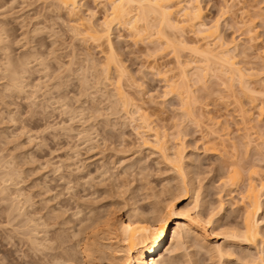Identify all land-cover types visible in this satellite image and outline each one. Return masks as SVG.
Returning a JSON list of instances; mask_svg holds the SVG:
<instances>
[{"label":"snow or ice","instance_id":"obj_1","mask_svg":"<svg viewBox=\"0 0 264 264\" xmlns=\"http://www.w3.org/2000/svg\"><path fill=\"white\" fill-rule=\"evenodd\" d=\"M12 7L0 9L4 14L0 18V64L6 69L0 81V124L15 125L7 142L15 141L18 147L21 137L32 138L40 133L44 134L43 139L49 135L58 137L60 131L68 132L69 125L78 122L91 126L89 139L92 149L98 150L96 141L106 146L109 135L107 129L100 131L104 119L111 121L113 115L131 114L134 146L138 140L139 146L155 149L171 175L166 181L157 179L165 174L159 164L155 169L150 164L147 168L121 165L114 186L119 200L115 195L104 197L118 203L119 208L109 209L98 222L88 220L87 231L81 224L79 234L75 229L69 233L63 227L66 221L59 219L62 213L55 206L44 213L51 226L47 233L35 232L31 221L22 215L14 218L7 208L3 209L7 212V222H0V240L13 247V251L10 255L4 253L8 258H0V264H264V243H261L264 241V187L260 191L259 206L249 207L243 232L237 229L216 232V211L208 215L200 207L195 170L189 173L186 165L185 141L191 132L198 133L203 151L215 152L217 160L232 156L230 172L233 175L239 177L244 161L232 155L238 150L233 128L225 126L228 133L225 135L220 131L221 122L203 114L205 103L210 105L213 96L223 103V96L212 88L209 73L194 75L195 66L184 62L188 53L201 55L198 48L184 40L189 27L199 26L202 35L220 46V62L231 77V84L222 82V87L228 103L237 108L240 121L237 126L248 130V161L253 158L251 133L256 132L261 137L257 160L264 166V42L257 45L261 48L259 54L246 42L241 43L245 33L255 37L259 32L264 37V0L254 8L252 14L256 18L252 24L233 22L241 17L251 18L245 4H222L220 0H191L178 5L172 0H108L106 3L96 0L95 5L91 0H48L42 5L46 15L34 16L31 24L25 22V30L7 19ZM177 16L182 23H174ZM117 27L126 32L129 51L141 61L139 71L125 63L126 57L121 54L123 45L117 48ZM222 32L236 35H231L232 42L228 43ZM124 39L121 35L120 40ZM163 57L171 58L169 63L174 71L160 77L161 88H149V73L155 76L157 69L142 61H159ZM254 79L260 82L259 89L253 86ZM105 80L112 83L115 92L101 99L96 88ZM137 80L140 81L136 85L139 101L124 86ZM205 95L208 100L202 103ZM144 97L148 103L143 102ZM256 109H259V119L253 114ZM54 112L67 123L57 120L53 127L50 118L55 120ZM26 125L37 127L40 132L34 134ZM112 134L115 135L114 130ZM236 136L243 138V133ZM219 141L225 142L224 148L214 143ZM229 141L233 145L230 149L226 147ZM250 174L255 175L256 169L252 168ZM161 183L166 189L162 193L157 187ZM65 187L67 195L73 196V184L66 182ZM144 192L152 197L147 218L134 229L131 225L122 229V246L109 245L105 237L113 230V216L121 209L135 208ZM0 195L7 196V193ZM178 218L185 223L176 225L173 231ZM192 225L201 229L197 250L210 259L196 258L195 252L187 255L191 251V238L186 239L185 234L190 233ZM166 236H170V243L158 251ZM207 236L227 242L255 243L256 248L243 251L221 242L210 246ZM12 241L16 242L14 246ZM233 249L238 255H233ZM226 255L232 258L225 260Z\"/></svg>","mask_w":264,"mask_h":264},{"label":"rangeland","instance_id":"obj_2","mask_svg":"<svg viewBox=\"0 0 264 264\" xmlns=\"http://www.w3.org/2000/svg\"><path fill=\"white\" fill-rule=\"evenodd\" d=\"M100 1L101 3H106L103 0ZM47 2L48 0H0V9H9L10 5H13L8 12L7 19L26 30L27 24L33 22L34 16L46 15L42 5ZM261 2L262 0H220V3L222 4L236 3L245 4L247 7L249 6L248 9L252 19L248 17L234 19L233 22L236 24L240 22V24H242L245 20H247L246 22L251 21V23L248 24H252L253 20L256 18L252 12ZM91 3L95 5L96 1L91 0ZM0 18H4L3 13H0ZM177 18L179 19V16H177ZM25 22H27V24ZM231 26L232 25L230 24L229 27ZM239 31L240 29L238 28L237 32ZM116 33V46L117 48H120V45H123L121 54L126 57L125 63H130L131 67L135 68L136 71H139V64L141 61H138L134 54L129 51V41L127 40L126 32L121 31V29L117 27ZM121 35L125 36L123 41L120 40ZM231 35H236V33H232ZM231 35L227 32L221 33L224 40L229 43L232 42ZM243 35L244 41L241 43L243 44L246 42L247 46L255 48L257 54H259L261 48L257 47V45L264 42V37H261L259 32H256L254 37L255 43H253L248 42L249 35L246 33ZM194 38L195 36L194 34L192 36L191 32L184 34V40L188 41L189 45L191 44L190 42L193 44V40H195ZM237 39H239L238 36ZM141 55L143 54L141 53ZM170 59V57H163L159 61L154 59L151 62L142 61V63L147 64L149 67H155L158 69V73L160 70L162 71V74L164 73V70L165 72L168 70L167 72L171 73L174 69L172 64L169 63ZM199 60V56L196 57V55L194 56V54L188 53V58H186L184 62H187V64L191 63L193 66L195 65L196 69H198V66L201 65ZM5 71L6 69L0 64V81L3 80V74ZM158 73L155 76L149 73L147 87L159 89L163 86L159 82L161 76H158ZM208 73L212 88L215 92H219L221 96H223V103H221L217 97L213 96L210 105L206 103L204 104L203 114L206 117H211L212 121H218L219 119V122L222 124L220 131L224 132L225 135L228 134L225 126L233 128V135L236 137L238 150L232 155L236 156L239 161H244V166H242L243 170L239 177L233 175L230 172L232 167V156L221 157L220 160H217L216 153L211 152L214 153L211 154L210 152H204L202 146H200L199 139L197 138L198 133L195 130L191 132L188 139L185 141L188 149L186 153V165L189 173L195 170L196 185L197 191L200 194L201 209L206 211L208 215H211L213 210L216 211L214 228L216 232H221L225 229L240 228L243 224L242 215L247 204L246 198L245 202H243L244 197L247 196V190H244L247 186L245 184L249 182V178L258 180L261 177L260 179L264 181V174L261 173L264 166H262L257 160V157L260 155L259 145L261 137L255 132H252L253 134L251 133L253 137L257 136L254 137L251 142L253 158L251 162L248 161V145L245 146V142L248 138V130L245 129V132L244 129L242 130V128L237 126V124L240 123L236 115L237 108L228 103V97L225 94V89L222 87V82H228L231 84L229 80H226L227 75L225 77L224 74H217V72L213 70H210ZM212 73H215L214 78ZM193 74L198 75L199 69L198 72L196 71V73ZM106 81L107 80H105V83H100L99 87L96 88L97 94L101 99L106 97L110 92H115L112 83ZM139 83L140 81L137 80L124 85L129 91V94L138 101L140 100V97L139 89H137L136 85ZM253 86L257 89L258 87H261V84L258 80L254 79ZM207 100L208 96L205 95L202 103ZM143 102L148 103V98L144 97ZM245 106L246 109H251L249 105ZM258 111L259 109H256L254 115L258 116ZM53 115L55 120L50 118V123L53 127L57 120L61 124L67 123L59 113L54 112ZM130 121L131 114H122L119 116L113 115L111 121L104 119L100 125V131L103 133V131L107 129L109 130V135L107 137L106 146L105 143H101L100 140L96 141V148L98 150L92 149V143L89 139L92 136V128L88 124H80L78 122L75 125L70 124V131H60L58 137L56 135H49L47 139H43V133H40L39 136L34 135L32 138H28L27 136L21 137L18 147H16L17 142L15 141L12 143L7 142L12 135L11 128L15 127V125L0 124V193H3L2 188H8L4 191L7 193V196L0 195V222H7V212L3 211V209L7 208L8 212L13 213L14 218L16 215H21L19 214L20 212H22V216L24 213L23 218H26L25 220H27V218L30 220L33 217V221H36V223L33 222V224H41L37 230L38 232L40 231L43 233V231L46 230L45 227L42 226L45 222L44 213L47 209L55 206L56 210L61 211L63 214H61L62 216L59 218L62 219L61 221L66 219V217L70 220L69 223H67L69 226L66 224L65 226L63 225V227H65L69 233L72 232L69 230L75 229V233L77 234V231L81 230V224H79V222L82 223L85 220L83 225H85L84 230L87 231L88 219L98 222L104 218L109 209L114 207L119 208L118 203L111 199H105L104 197L106 195H115L117 201L119 200V195L115 192L114 186L119 179L117 173L120 171L121 165H130L133 168H139L141 165H144L145 168H147L150 164L153 169H155L156 165L159 164L165 174L157 177V179H160L161 181L168 180L171 175L170 169H168V166L163 163L158 155L155 154V150L152 148L150 149L147 146H139L138 140L134 146L133 139L135 133L133 131L132 121ZM125 125L127 126L125 127ZM25 127H29V130L34 134L40 132V129L37 127H31L30 125H26ZM5 128L8 129L7 132L4 131ZM112 130H114L115 135L112 134ZM238 133H243L245 139L236 136ZM124 137H127V139H124ZM103 139L104 137L102 135L101 140ZM113 142L116 144L115 149L113 148ZM121 144L123 147L120 146ZM216 144L218 147H225V142L223 141H219ZM239 145H243V147L241 148ZM226 147L230 149L233 145L229 141ZM53 153H55V155H53ZM150 155L151 159H149ZM252 168L256 169L257 175L255 174L254 176L250 174ZM120 175H123V173H120ZM2 179L5 181L7 180V183L2 182ZM66 182H71L75 188V192L71 197L67 195L65 187ZM190 182L191 179L189 180V183ZM226 184H228V187ZM157 187L161 193L166 191L164 183H161ZM227 189H229V191ZM19 192H21L19 201H22L23 203L22 206H19L22 207L24 212L23 210H19L20 212L18 213V209L16 210L18 207H16V205L20 203H18L19 201L16 203V200L18 199L15 197L20 195ZM241 192H243L244 196ZM25 198L28 200V204L24 203L27 201ZM221 201L224 204L220 203ZM151 205L152 197L149 196L147 192H144L143 199L136 202V207L134 209L138 212L141 211V214L144 213L146 215L148 211H151ZM77 209L82 211L79 215H74L76 214ZM126 211L127 208L118 211L113 216V220L125 216ZM25 213L27 215H25ZM64 215L66 217H63ZM45 220L48 219L45 218ZM41 227L44 230H42ZM47 229L49 230V228ZM237 230L240 231V229ZM190 237L191 239L189 243L191 245V251H189L187 255L189 254V256H191L192 253L195 252L196 258L210 259V257H207L206 253H201L197 250L196 245L200 240H196L193 235ZM105 238L109 244L108 236ZM207 240L210 246L215 245L218 242H224L214 236H207ZM261 242L264 243V241ZM11 243L14 246L16 242L12 241ZM227 243H230L231 245L235 244V248H239L243 251L255 249L247 247L240 241H238V243H236V241H230ZM12 251L13 247H9L7 242L0 240V258L7 259L8 257L5 256L4 253L10 255ZM233 254L238 255V253L235 252V249H233ZM229 259L226 258L225 260Z\"/></svg>","mask_w":264,"mask_h":264},{"label":"bare ground","instance_id":"obj_3","mask_svg":"<svg viewBox=\"0 0 264 264\" xmlns=\"http://www.w3.org/2000/svg\"><path fill=\"white\" fill-rule=\"evenodd\" d=\"M96 1V0H95ZM103 1H105V2H108V0H103ZM101 2V1H100ZM172 2L173 3H175V4H180V3H190L191 2V0H172ZM249 7V6H248ZM177 18V17H176ZM252 19V18H251ZM243 21V20H242ZM247 20H245V21H243V22H246ZM177 22H180V23H182L183 21H182V19H181V17L179 16V19L177 18L175 21H174V23H177ZM243 22H242V24H243ZM241 23V22H240ZM240 23H238V24H240ZM247 23H251V21L249 22H247ZM119 28V27H118ZM188 32H186V33H192V36H193V34H194V36H195V40H193V44H192V42H190L191 44H190V46L192 47V45H193V47H196V48H198L199 50H200V53H201V55H199V63L201 64L200 66H198V69H199V74L198 75H202L204 72H206V73H208L210 70L212 71H215V72H217V74L219 73V74H224V76L226 77V75H227V77H226V80H229V82H231V77L230 76H228V70H226V68H225V66L220 62V46L217 44V42L215 41V40H211L210 39V37H208L207 35H202L201 33H202V30H201V28L199 27V26H197L196 28H192V27H189L188 28V30H187ZM256 35V34H255ZM185 37H186V35H185ZM249 38V40H248V42H253V40H254V37H252V36H249L248 37ZM192 41V40H191ZM186 43H188V41H185ZM194 42H195V45H194ZM229 43V42H228ZM189 44V43H188ZM249 45V44H248ZM193 54V53H192ZM195 56V55H194ZM196 57H198V56H196ZM186 63V65H187V62H185ZM195 66V65H194ZM198 69H197V72H198ZM158 70V69H157ZM170 70V69H169ZM168 70H166V72H167ZM171 71V70H170ZM162 71L160 70V72L158 73V76L160 75V76H162L164 73H165V70H164V73L162 74L161 73ZM211 74V73H210ZM215 74V73H214ZM195 75V74H194ZM197 75V74H196ZM212 75H213V73H212ZM220 75V76H221ZM159 78V77H158ZM106 82H109L108 80L106 81ZM102 83V82H101ZM103 83H105V81H103ZM111 83V82H110ZM228 83V82H227ZM109 84V83H108ZM258 88H260V87H258ZM257 88V89H258ZM244 107H246L245 105H244ZM248 111H252V108L250 109H247ZM258 113H259V111H258ZM254 114V113H253ZM127 115H129V114H127ZM258 117V116H257ZM128 118V117H127ZM258 119H259V117H258ZM214 121V120H213ZM218 121H219V119H218ZM131 122V121H130ZM243 130V129H242ZM244 131H245V129H244ZM246 132V131H245ZM256 133V132H255ZM253 134V133H252ZM254 137H257V136H254ZM243 139H245V137H243ZM252 142V141H251ZM217 143V142H216ZM221 144H223V143H221ZM219 145V144H218ZM221 146V145H220ZM245 146H247V144H246V142H245ZM222 147V146H221ZM220 147V148H221ZM224 147V146H223ZM149 148V147H148ZM247 148V147H246ZM151 149V148H150ZM155 150V149H154ZM211 153V152H210ZM215 153V152H214ZM214 153H211V154H214ZM141 155V154H140ZM8 173V172H7ZM12 173V172H11ZM259 173V172H258ZM261 173H263L264 174V169L261 171ZM6 174V173H5ZM4 174V175H5ZM262 174V175H263ZM10 175V174H9ZM9 175H7V176H9ZM12 175V174H11ZM257 175V174H256ZM262 175H260V176H262ZM6 176V175H5ZM255 176V175H254ZM253 177V176H252ZM4 178V177H3ZM12 178V177H11ZM261 178V177H260ZM258 179V180H254V178L252 179H250L249 178V182H247V184H245V185H247L246 186V188L244 189L245 191L247 190V196L246 197H244V201L243 202H245V200L247 199V204H246V207H245V210H244V212H243V215H242V217H243V224L240 226V228H236V229H240V231L241 232H243L244 231V229L247 227V224H246V220L248 219V210H249V207H251L253 204H255L257 207L259 206V204H260V191H261V188L262 187H264V181L263 180H261V179ZM3 181L2 182H5V183H7V180H8V178H7V180L5 181L4 179H2ZM11 182H12V179H11ZM227 182V181H226ZM226 182H224V183H226ZM191 183V182H190ZM230 184H232V183H230ZM235 185V184H234ZM244 185V186H245ZM6 186V185H5ZM226 186L228 187V184H226ZM225 186V187H226ZM4 187V186H3ZM4 189V190H3ZM8 188H2V191H3V193H5L4 191H6ZM228 191H229V189H227ZM244 190H243V192H244ZM249 190H251V195H249ZM243 192H241V194L243 195ZM20 193V195H17V197H15V198H17L18 200H16V203H17V201H19V197L21 196V192H19ZM60 195V194H59ZM244 196V195H243ZM56 198V197H55ZM246 198V199H245ZM243 199V198H242ZM14 200V199H13ZM25 200H27L26 198H25ZM14 202H15V200H14ZM28 202V200L27 201H25L24 203H27ZM18 203H20V204H18V205H16V207H18V208H16V210L18 211V213L20 212L19 210H23L22 209V201H19ZM220 203H223L222 201L220 202ZM236 203V202H235ZM28 204V203H27ZM224 204V203H223ZM14 205V204H13ZM19 205H21V206H19ZM202 205V204H201ZM222 205V204H221ZM231 205H232V203H231ZM23 206H25V205H23ZM234 206V205H233ZM201 207V206H200ZM231 207V206H230ZM24 208V207H23ZM235 208V207H234ZM219 209V208H218ZM82 211V210H81ZM81 211H79L78 213L76 212V214H74V215H79L80 213H81ZM220 211V210H219ZM241 211H243V210H241ZM23 212H24V210H23ZM63 212V211H62ZM149 212V211H148ZM221 212V211H220ZM140 213V214H139ZM223 213V212H222ZM19 214H21L22 215V212H20ZM148 214V213H147ZM146 214V215H147ZM219 214V213H218ZM25 215H27L26 213H25ZM63 215V214H62ZM61 215V216H62ZM144 213L143 214H141V211L140 212H138V211H136V209H132L131 211H126V215L125 216H123V217H118V218H116V217H114V218H116V219H114V226H113V230H112V232H110V233H108V240H109V244L110 245H114V246H116V247H120V246H122L121 245V243H120V240H121V237L123 236V231H122V229L123 228H125L126 226H128V225H131L132 227H133V229L135 228V226L137 225V224H140L142 221H144L146 218H147V216H146ZM23 216H24V213H23ZM26 217V216H25ZM29 217V216H28ZM63 217H66L65 215L63 216ZM26 219V218H25ZM64 219V218H63ZM69 218H67L66 217V219H64L63 221H66V224L67 223H69V221L70 220H68ZM78 219V218H77ZM27 220H28V218H27ZM60 220H62V219H60ZM76 220V219H75ZM79 220V219H78ZM77 220V221H78ZM89 220V219H88ZM91 220V219H90ZM28 221H31L32 222V226H34L33 227V230L35 231V232H37V233H41L40 231L38 232V228L40 227V225H36V224H33V217H32V219H30V220H28ZM45 221V222H44ZM44 224H42V226L43 227H45V231H43V233H47V231H48V229L47 228H50L49 226H50V224H49V221L48 220H45V218H44ZM81 221V220H80ZM83 221V220H82ZM83 222H85V220L83 221ZM83 222L82 223H80L79 222V224H83ZM34 223H36V221L34 222ZM185 222L182 220V219H177L175 222H174V224H173V226H172V230L173 231H175V227H176V225H180V226H182L183 224H184ZM66 224H64V226L66 225ZM68 225V224H67ZM69 226V225H68ZM215 226V225H214ZM47 227V228H46ZM236 227H239V226H236ZM234 228V227H233ZM41 229H42V227H41ZM80 229V228H79ZM232 229V228H231ZM235 229V228H234ZM42 230H44V229H42ZM214 230H215V228H214ZM217 230V229H216ZM70 232L72 231V230H69ZM82 231V229L80 230V231H77V234H79L80 232ZM259 231V230H258ZM186 235V239L189 237V236H195V238H196V240L197 239H199L200 240V237H201V229H199L198 227H196L195 225H192L191 226V231H190V233H186L185 234ZM215 237V236H214ZM191 238V237H190ZM195 238H194V240H195ZM106 239V238H105ZM257 239H259V235L257 236ZM107 240V239H106ZM169 240H170V236H166L161 242H160V246H159V248L157 249L158 251L159 250H161V249H164V248H166L167 247V245L169 244ZM235 242V241H234ZM240 242H242V243H244L247 247H252V248H256V244L255 243H253V244H251V245H248L245 241H240ZM221 243H227V241H224V242H221ZM236 243H238V241H236ZM262 243V242H261ZM230 244V243H229ZM235 245V244H234ZM243 245V244H242ZM212 246V245H211ZM189 255V254H188ZM234 255V254H233ZM226 258H232V256H228V255H226L225 256V259Z\"/></svg>","mask_w":264,"mask_h":264}]
</instances>
